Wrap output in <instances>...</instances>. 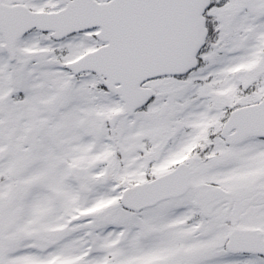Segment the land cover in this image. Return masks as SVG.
<instances>
[{
	"label": "snow or ice",
	"instance_id": "1",
	"mask_svg": "<svg viewBox=\"0 0 264 264\" xmlns=\"http://www.w3.org/2000/svg\"><path fill=\"white\" fill-rule=\"evenodd\" d=\"M0 264H264V0H0Z\"/></svg>",
	"mask_w": 264,
	"mask_h": 264
}]
</instances>
